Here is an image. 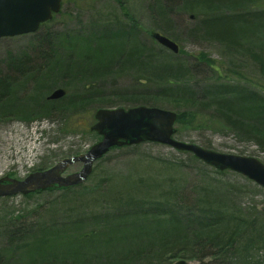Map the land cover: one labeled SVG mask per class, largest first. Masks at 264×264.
Listing matches in <instances>:
<instances>
[{"label":"rangeland","instance_id":"374dc122","mask_svg":"<svg viewBox=\"0 0 264 264\" xmlns=\"http://www.w3.org/2000/svg\"><path fill=\"white\" fill-rule=\"evenodd\" d=\"M262 10L264 0H67L38 31L0 38V179L86 153L102 138L90 129L101 107L174 110L184 119L176 139L264 162ZM237 14L252 18L235 20L236 49L205 36L208 18ZM155 31L180 53L157 43ZM96 78L84 101L82 82ZM57 88L67 94L49 100ZM173 183L180 199L168 201ZM187 212L195 223L177 224ZM201 214L233 222L247 241L227 253L229 264H264V187L169 145L114 147L82 185L0 197V264H157L139 255L163 239L170 255L180 233L219 231ZM185 236L192 250L167 264L219 263Z\"/></svg>","mask_w":264,"mask_h":264},{"label":"water","instance_id":"95a60500","mask_svg":"<svg viewBox=\"0 0 264 264\" xmlns=\"http://www.w3.org/2000/svg\"><path fill=\"white\" fill-rule=\"evenodd\" d=\"M63 0H0V38L13 37L36 32L41 23L59 13ZM153 37L173 52H179V45L161 32ZM66 95L64 88H58L49 99H60ZM96 122L91 130L102 135L89 151L64 158L52 168L31 173L23 180L0 179V197L45 190L54 186L69 187L82 184L93 170L94 162L102 158L114 146H130L143 142H157L170 145L179 151H187L219 170L241 173L264 187V163L255 157L221 153L196 143L175 139V123L178 114L169 109L137 106L129 109L99 108L95 112ZM82 162L79 172L64 176L73 163ZM8 180V183L5 181ZM178 264H185L182 260Z\"/></svg>","mask_w":264,"mask_h":264},{"label":"trees","instance_id":"16d2710c","mask_svg":"<svg viewBox=\"0 0 264 264\" xmlns=\"http://www.w3.org/2000/svg\"><path fill=\"white\" fill-rule=\"evenodd\" d=\"M259 14V13H258ZM261 15H257L258 17L264 18V11L260 13ZM241 16V17H239ZM246 17L252 18L250 15H239L237 16H230V17H225L221 19H211V20H206L204 21L203 24V30L204 33H206L205 36H208V38L214 37L219 40H222L221 44L229 50L236 49L235 45V39H234V31L233 29V24L235 23V20L239 21H245ZM228 27V28H225ZM234 39V42H233ZM44 45V44H43ZM45 46V45H44ZM44 47L41 46L40 50L37 52L36 57H40L41 54L43 53ZM264 53V50L262 51ZM263 56V54H262ZM29 67L30 65L27 63V65H22V67ZM20 68V66H18ZM96 79L92 80H87V82L83 81V95L82 98H84V101H88L90 98L89 96H92L95 94L94 89L95 86L92 87L91 89L87 88L88 83H95L96 84ZM186 96V98L189 99L188 95H183ZM181 96L182 98H185ZM81 98V97H80ZM81 102V101H80ZM76 107V106H73ZM50 110H46L43 113H49ZM184 122L183 115L180 113L178 116L177 123L182 124ZM71 189V188H68ZM49 190H54V189H49ZM178 188L174 185V183L171 185V189L168 193L167 199L168 201H173V200H179L180 199V194L178 193ZM40 192V191H38ZM31 195V194H30ZM193 216L191 213L187 212L184 213L183 215L177 214V224L181 223L182 226L186 227H191L192 223H195L193 220ZM199 219L203 220V223L207 226H213L214 224L216 226H219L220 229L219 231H216L215 234H211L213 231H209L208 237H204L201 233L199 235L197 231H194L190 234H185L190 236L191 238L195 236V239H200V241L197 243L198 246L201 247V250L204 251L205 256H213L215 259H219L218 264H229V261L226 259V255L228 252L236 249L238 251H245L247 247V241L243 240L244 237L239 235V229L234 228L232 224L233 222L229 223L227 222H219L222 221L221 219L214 218V219H208L205 218L203 219V215L198 216ZM201 224V223H199ZM179 226V225H178ZM185 229V228H184ZM194 230V229H193ZM183 233L178 234L172 239V246L173 248L172 253L169 255L167 252V249L170 247V243H168L167 239L161 240L155 247L153 248H146V252L141 253L139 256L143 259H146L147 261L151 262L152 260H157V264H167L171 260L177 257L178 252H183V253H190L191 247L186 245V243H189L186 241V236ZM242 239V244H238L239 240ZM246 242V243H245ZM238 244V245H237ZM138 256V257H139ZM187 256V255H185ZM216 256V257H214ZM188 257V256H187ZM190 257V256H189Z\"/></svg>","mask_w":264,"mask_h":264},{"label":"bare ground","instance_id":"6f19581e","mask_svg":"<svg viewBox=\"0 0 264 264\" xmlns=\"http://www.w3.org/2000/svg\"><path fill=\"white\" fill-rule=\"evenodd\" d=\"M211 15H212V13L208 14V16H211ZM192 18L195 19V15H193ZM208 20H211V19L208 18L207 21H208ZM155 32H159V31H155ZM155 32H153V34H154ZM153 34H152V35H153ZM168 37H169V36H168ZM169 38H170V37H169ZM170 39H172V38H170ZM172 40H173V39H172ZM156 41H157V40H156ZM173 41H175V40H173ZM175 42H176V41H175ZM157 43H159V44H160L161 46H163L164 48H167V47H165L164 45H162L159 41H157ZM176 43H177V42H176ZM177 44H178V43H177ZM178 45H179V44H178ZM167 49H169V48H167ZM169 50H171V49H169ZM171 51H172V50H171ZM180 51H181V48H180V45H179V52H178V53H175V52H173V51H172V52L175 53V54H179ZM6 99H9V98H6ZM48 99H49V97H48ZM49 100H50V99H49ZM27 177H28V176H27ZM1 179H2V178H1ZM6 182H9V181L6 180ZM16 195H17V194H16Z\"/></svg>","mask_w":264,"mask_h":264}]
</instances>
